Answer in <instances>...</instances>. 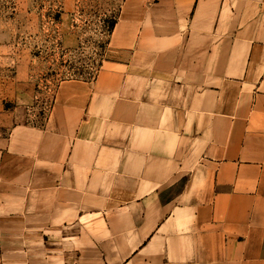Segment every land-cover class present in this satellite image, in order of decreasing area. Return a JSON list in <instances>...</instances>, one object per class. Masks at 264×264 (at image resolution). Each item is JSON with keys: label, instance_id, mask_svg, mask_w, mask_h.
Here are the masks:
<instances>
[{"label": "crops", "instance_id": "obj_1", "mask_svg": "<svg viewBox=\"0 0 264 264\" xmlns=\"http://www.w3.org/2000/svg\"><path fill=\"white\" fill-rule=\"evenodd\" d=\"M5 119L0 264H264V0H124L96 76Z\"/></svg>", "mask_w": 264, "mask_h": 264}, {"label": "rangeland", "instance_id": "obj_2", "mask_svg": "<svg viewBox=\"0 0 264 264\" xmlns=\"http://www.w3.org/2000/svg\"><path fill=\"white\" fill-rule=\"evenodd\" d=\"M123 1L0 0V119L20 105L41 123L60 81L93 79Z\"/></svg>", "mask_w": 264, "mask_h": 264}, {"label": "trees", "instance_id": "obj_3", "mask_svg": "<svg viewBox=\"0 0 264 264\" xmlns=\"http://www.w3.org/2000/svg\"><path fill=\"white\" fill-rule=\"evenodd\" d=\"M115 23H116V19L112 22V24H111V26H110V30H112L113 29V27H114V25H115Z\"/></svg>", "mask_w": 264, "mask_h": 264}, {"label": "bare ground", "instance_id": "obj_4", "mask_svg": "<svg viewBox=\"0 0 264 264\" xmlns=\"http://www.w3.org/2000/svg\"><path fill=\"white\" fill-rule=\"evenodd\" d=\"M51 108V107H50ZM44 120V119H43Z\"/></svg>", "mask_w": 264, "mask_h": 264}]
</instances>
